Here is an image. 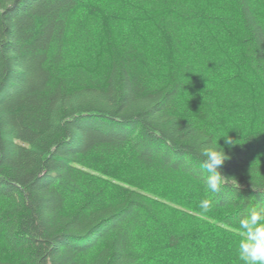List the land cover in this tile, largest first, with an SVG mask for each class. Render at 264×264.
Returning <instances> with one entry per match:
<instances>
[{
    "label": "trees",
    "instance_id": "1",
    "mask_svg": "<svg viewBox=\"0 0 264 264\" xmlns=\"http://www.w3.org/2000/svg\"><path fill=\"white\" fill-rule=\"evenodd\" d=\"M253 210L264 0H0V264H242Z\"/></svg>",
    "mask_w": 264,
    "mask_h": 264
},
{
    "label": "clouds",
    "instance_id": "2",
    "mask_svg": "<svg viewBox=\"0 0 264 264\" xmlns=\"http://www.w3.org/2000/svg\"><path fill=\"white\" fill-rule=\"evenodd\" d=\"M226 145H233L230 137L222 136ZM220 138V139H221ZM206 146L200 149V155L204 158L201 168L207 173V189L212 193H218L225 183L226 176L221 168L230 159L224 148L220 146ZM199 207L202 215L213 208L210 199H203ZM239 230L242 238L238 245V257L242 264H264V211L253 210L247 216L239 220Z\"/></svg>",
    "mask_w": 264,
    "mask_h": 264
}]
</instances>
